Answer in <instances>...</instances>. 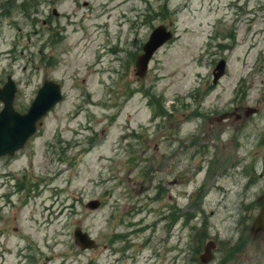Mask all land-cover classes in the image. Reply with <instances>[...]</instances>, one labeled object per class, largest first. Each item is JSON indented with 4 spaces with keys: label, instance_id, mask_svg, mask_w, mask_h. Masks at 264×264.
Returning <instances> with one entry per match:
<instances>
[{
    "label": "rangeland",
    "instance_id": "rangeland-1",
    "mask_svg": "<svg viewBox=\"0 0 264 264\" xmlns=\"http://www.w3.org/2000/svg\"><path fill=\"white\" fill-rule=\"evenodd\" d=\"M9 75L20 111L46 78L65 99L0 159V264H203L210 242L207 264H264V0H0V87Z\"/></svg>",
    "mask_w": 264,
    "mask_h": 264
},
{
    "label": "water",
    "instance_id": "water-1",
    "mask_svg": "<svg viewBox=\"0 0 264 264\" xmlns=\"http://www.w3.org/2000/svg\"><path fill=\"white\" fill-rule=\"evenodd\" d=\"M171 38L172 34L167 32V29L163 26L153 32L150 41L144 47L145 54L140 56L138 60V74L141 77L145 76L149 62L154 53ZM225 72L226 61L222 60L216 70V83ZM15 95L16 87L10 78L9 83L4 89H0V101L5 103L4 110L0 112V157L14 155L18 150L22 149L28 139L36 132L38 121L63 99L60 86L47 81L39 91L28 114L22 115L16 112L13 107ZM254 112L255 111H251V114ZM251 114L249 113L248 115ZM228 117H231V115H224L219 118L218 121H222ZM99 206L100 203L97 201L90 204V207L93 209ZM263 214L264 210L256 221L255 232H259L264 227ZM76 238L78 244L83 249L94 248L96 246L95 242L92 241L87 234H83L80 229L76 232ZM212 246L213 245H209L207 247L206 255L202 257L204 263H207L211 258L210 249Z\"/></svg>",
    "mask_w": 264,
    "mask_h": 264
}]
</instances>
